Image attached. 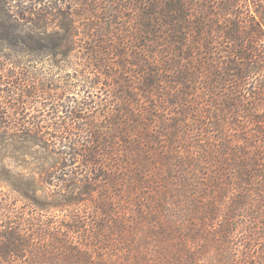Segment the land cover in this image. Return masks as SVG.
<instances>
[{
    "label": "trees",
    "instance_id": "trees-1",
    "mask_svg": "<svg viewBox=\"0 0 264 264\" xmlns=\"http://www.w3.org/2000/svg\"><path fill=\"white\" fill-rule=\"evenodd\" d=\"M142 2L134 79L120 50L94 123L55 127L38 221L0 225V264H264V0Z\"/></svg>",
    "mask_w": 264,
    "mask_h": 264
},
{
    "label": "rangeland",
    "instance_id": "rangeland-1",
    "mask_svg": "<svg viewBox=\"0 0 264 264\" xmlns=\"http://www.w3.org/2000/svg\"><path fill=\"white\" fill-rule=\"evenodd\" d=\"M142 1L0 0V225L37 223L39 211L33 199L40 194V185L46 190L40 174L57 162L55 127L84 129L88 117L94 123V114L84 105L95 106L115 93L121 69L103 73L108 65L122 61L118 60L120 50L128 55L129 70L124 76L134 79L136 68L129 63L137 51L133 31L142 22ZM26 5L47 14L31 21L22 16ZM11 21L17 31L9 25ZM41 38L44 41L38 45ZM51 42L56 43L53 50ZM217 47L219 51L221 46ZM98 50L108 54L111 63H102L105 57L100 52L96 56ZM37 126L42 127L37 135L21 131ZM256 244L264 253V239ZM245 246L240 245L242 251Z\"/></svg>",
    "mask_w": 264,
    "mask_h": 264
}]
</instances>
